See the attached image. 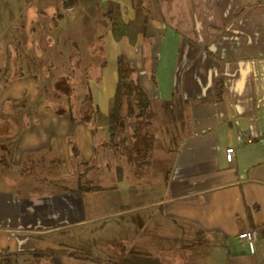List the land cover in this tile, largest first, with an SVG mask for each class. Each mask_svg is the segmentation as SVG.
Returning <instances> with one entry per match:
<instances>
[{
  "label": "crops",
  "instance_id": "1",
  "mask_svg": "<svg viewBox=\"0 0 264 264\" xmlns=\"http://www.w3.org/2000/svg\"><path fill=\"white\" fill-rule=\"evenodd\" d=\"M46 2L40 14L47 13ZM83 3L65 9L74 13ZM94 3L105 7L107 18L100 36L105 65L88 80L93 103L109 113L124 56L152 104L163 103L182 122L169 186L155 199L139 188L155 169L156 147L152 166L139 177L109 143V130L94 137L80 119L55 111L50 80H36L52 76L36 54V29L27 24L13 34L20 1L0 0L2 58L13 62L6 54L13 48L20 55L13 69L2 65L13 75L0 87V260L24 253L55 264H133L132 255L147 258L136 264H264V237L255 254L238 238L264 224V0H142L138 9L135 0ZM110 4L125 24L145 17V31L117 38ZM48 19H58V28L66 20L59 12ZM41 24L51 38L54 25ZM54 61L51 56L49 65ZM19 64L27 70L15 74ZM161 117L153 125L159 123L158 131L168 121ZM230 147L233 162L226 159ZM68 248L90 251L94 259L72 257ZM111 249L128 253L127 260L112 261Z\"/></svg>",
  "mask_w": 264,
  "mask_h": 264
},
{
  "label": "rangeland",
  "instance_id": "2",
  "mask_svg": "<svg viewBox=\"0 0 264 264\" xmlns=\"http://www.w3.org/2000/svg\"><path fill=\"white\" fill-rule=\"evenodd\" d=\"M18 1H20L22 13L21 18L16 25V30L15 32L12 31V33L17 34L20 31L19 34H22L24 33L22 29L23 27L27 26V24L33 25L36 30H33L34 35L31 36V39L34 47H36V54L37 52L40 53L42 59L44 60V70L52 75L48 78L45 74V76L36 77L38 85L49 79L50 81H48L47 86L51 87L53 84L52 82L56 79V77L67 73L70 64L68 56L70 54L79 53V56H81V64H79L77 60L74 61L76 64H79V66L77 69L74 68L75 73L72 77L74 81L73 86L76 88L78 87L76 93L77 98H81L83 96L81 89H83V86L88 84L90 77L97 76V66H99V64H101L105 59L103 41L99 40L100 36H104L106 30L105 20L107 18V13L105 7L96 5L94 0H84L83 6L77 8L74 13H69L66 11L65 7L60 4V0H47V2L43 5L46 6L47 13L40 14L38 10L40 8L39 6L42 5L40 4L41 0H16V2ZM7 5L9 6V4ZM58 12L64 14L66 19L64 21V25L62 24L60 28L57 26L55 27V25L60 23L58 19H48L50 16H56ZM6 21H8V18ZM43 22L45 25L48 23L54 25L51 38L48 35H44L46 30L44 31L42 28L39 29V24H43ZM0 24L4 25L6 22L0 20ZM1 25L0 31H3V27H1ZM49 31L50 30L48 29L47 32L49 33ZM41 35H43V38ZM29 37L30 36L27 38ZM51 42L55 43L51 44ZM6 44L9 45L8 42ZM43 45H45V47H43ZM4 46L5 43L3 36L0 35V72L2 73L0 75V87H3L5 82L10 80L13 75L12 71L7 73L8 68H10L9 70L13 69V65L17 63L18 59H20L19 51H16V49L13 48V51L5 53L8 56L13 57L14 61H4L2 58L3 53H1V49ZM51 56H55V61L51 62L52 65L50 66L49 62ZM3 64L9 65V67L3 68ZM36 64L40 65L41 63L39 61V63L36 62ZM25 68V66L19 64V67L14 68V73L19 74L22 69L26 72L27 69ZM80 79L81 82L78 81ZM157 104H153L156 122L160 123L162 119L161 115H163V119L168 121L166 122V125L163 124V128H160L159 131V128H157L159 123L156 124V127L153 126L151 128L152 132L158 137L155 153L156 160L154 161L155 169L150 171V173H152L151 176H146L142 180L144 182H141L139 186L140 190L142 189L150 193L151 199L161 197V195L164 194V190L168 188L169 178L171 177V168L175 162V154L177 153L178 145L182 144L181 138L184 134L181 132L183 130V126L178 116H171L173 113H170V110L166 108L163 103ZM172 130L175 131L173 132ZM1 160L4 161V163L8 162V155L1 157ZM7 170L10 169L7 168ZM40 173L42 174L41 177H43L45 172L40 171ZM134 181L139 182L140 180L134 179ZM158 193L160 195H158ZM165 248L166 247L162 248L161 251H165ZM106 255L110 256L112 261L117 262L127 260L128 258V253H125L121 249L108 250ZM5 259L8 264L11 262L12 264H55L47 257H35L24 253L8 255ZM0 261V263L3 262V260ZM151 263H153V261H151ZM153 264H160V262Z\"/></svg>",
  "mask_w": 264,
  "mask_h": 264
},
{
  "label": "trees",
  "instance_id": "3",
  "mask_svg": "<svg viewBox=\"0 0 264 264\" xmlns=\"http://www.w3.org/2000/svg\"><path fill=\"white\" fill-rule=\"evenodd\" d=\"M135 2L137 9L142 6V0H135ZM64 5L65 8L76 6L77 0H69ZM107 10L110 16L109 21L117 38L124 35H137L145 31L147 24L145 17L143 22H138V25L136 22L125 24L119 18V10L115 4H110ZM99 40H102V37H99ZM68 57L70 64L67 73L57 77L52 86L49 87L48 91L51 97L49 104L58 114L68 116L72 121L80 119L87 124L94 137H97L99 129L109 130L112 135L109 143L120 149L121 156L125 157L128 163L136 169L137 176L145 175L147 169L153 164L158 137L151 130L155 124V111L152 100L140 79L135 77L134 69L124 56L119 57L120 82L118 92L109 102V113L104 115L93 103L89 84L83 86V89H81L83 96L77 98L78 87L73 86L72 75L75 73L74 68L77 69L81 64V56H79V53H75L70 54ZM75 60L79 64H76ZM104 65L105 61L102 66L104 67ZM78 81L81 82V79ZM123 101L126 105V115L121 112L124 105ZM70 146L73 159H79L80 152L73 140H70ZM96 188L92 186L89 190H95ZM65 252L76 258L94 259L92 252L82 249L68 248L65 249ZM141 259L144 258L132 255L130 263L133 261V264H136V262H141ZM144 260H147V258ZM150 261L157 262L152 259ZM0 264H8V262L4 259Z\"/></svg>",
  "mask_w": 264,
  "mask_h": 264
},
{
  "label": "built area",
  "instance_id": "4",
  "mask_svg": "<svg viewBox=\"0 0 264 264\" xmlns=\"http://www.w3.org/2000/svg\"><path fill=\"white\" fill-rule=\"evenodd\" d=\"M72 9H73L72 7L69 8L70 11H72ZM235 154H236L235 148L230 147L226 149L227 161L233 162L235 158ZM261 237H264V224L261 225L260 227L245 230L238 234V238L247 244L251 254L256 253V244Z\"/></svg>",
  "mask_w": 264,
  "mask_h": 264
}]
</instances>
